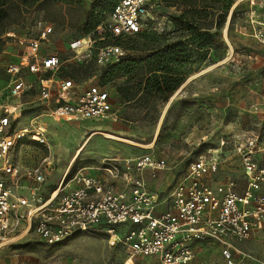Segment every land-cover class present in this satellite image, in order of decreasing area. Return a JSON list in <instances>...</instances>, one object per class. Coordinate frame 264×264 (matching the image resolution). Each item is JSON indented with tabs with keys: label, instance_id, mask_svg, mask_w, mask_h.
<instances>
[{
	"label": "built area",
	"instance_id": "built-area-1",
	"mask_svg": "<svg viewBox=\"0 0 264 264\" xmlns=\"http://www.w3.org/2000/svg\"><path fill=\"white\" fill-rule=\"evenodd\" d=\"M159 1L119 0L108 21L86 43L78 40L70 48L89 59L98 46L95 61L100 70L119 63L125 52L114 41L159 24ZM258 24L252 36L264 49V21ZM52 33L51 27H44L36 37L21 41L25 52L9 68L10 80L0 88V237L33 232L46 245L55 246L79 235H103L112 247L121 245L128 251L130 263L142 258L191 264L211 246L219 250L225 264H237L236 255L241 262L254 261L237 245L264 228V124L243 131L239 123L233 132L221 134L218 147L201 153L164 200L149 190L142 177L146 170L155 178L169 168L165 160L151 154L103 161L104 178L82 171L72 175L70 165L52 191L44 189L42 168L24 169L10 161L27 140L49 146L43 119L113 117L112 96L105 87L76 84L64 76L59 56L43 50ZM222 124L227 127L225 121ZM231 147L240 177L218 180ZM163 204L168 209L161 211Z\"/></svg>",
	"mask_w": 264,
	"mask_h": 264
},
{
	"label": "rangeland",
	"instance_id": "rangeland-1",
	"mask_svg": "<svg viewBox=\"0 0 264 264\" xmlns=\"http://www.w3.org/2000/svg\"><path fill=\"white\" fill-rule=\"evenodd\" d=\"M172 1L170 5L164 2L161 7L159 24L152 25V30L139 36L121 40L120 46L126 56H139L145 46L162 43L163 39L178 42L179 33L169 35L177 27L176 20L187 9L202 12V21L213 24L211 35L214 48L209 54L198 52L189 64L183 66V70L190 71V74L177 91L182 92L174 103L170 101L177 92L167 104L155 101L145 106L144 100L125 104L116 92L125 79L119 80L105 87L113 95V117L97 121L47 119L42 128L46 129L43 132L49 146L27 140L12 153L10 161L24 169L40 167L48 180L51 176L52 180H56L69 168L84 136H87L85 133L96 130L99 132L96 133L97 137L72 165V175L93 164L96 166L104 159L151 154L169 165L168 170L160 173L157 179H150L151 182L162 180L160 189L153 190L166 197L201 153L209 148H217L221 134L233 132L231 123L239 120L243 131L257 130L255 126L250 127L249 117L254 116L257 121L264 117V49L252 33L254 28L257 30L260 27L259 16L264 14V0H190L193 4H187L185 0ZM115 2L41 0L34 6L25 7L19 0H8L9 19L0 28V41L4 44L0 54V88L10 80L9 68L25 52L21 41L36 37L41 29L48 26L53 33L42 44L43 50L58 55L66 73L79 71L77 79H72L76 84H101L102 73L95 61L98 46L89 59L84 58L86 54L78 57L70 47L78 40L87 42L83 31L93 7L99 8L96 15L106 20ZM229 6L231 9L227 11L226 24L216 29L215 22L220 21ZM234 12L236 16L231 22ZM199 38L196 35L188 40L196 47ZM128 48H135L136 53L132 54ZM254 106L259 110L256 113L252 110L253 116L249 115ZM221 121H225L227 126L231 125L230 128L221 127ZM105 134L123 140L110 141L105 139ZM152 143L154 145L150 147ZM106 149L110 152L107 153ZM90 152L97 156L88 159ZM226 155L223 157L225 170L218 180L240 177L239 163L232 147ZM85 172L89 173L90 170ZM237 248L254 259L241 262V257L236 255L237 264H264V228H260L248 241L237 245ZM206 249L200 251L191 264H225L216 247ZM129 257L123 246L112 247L109 239L103 235H79L55 246L46 245L33 232L24 237H0V264H128ZM130 264L160 263L156 259L135 258Z\"/></svg>",
	"mask_w": 264,
	"mask_h": 264
},
{
	"label": "trees",
	"instance_id": "trees-1",
	"mask_svg": "<svg viewBox=\"0 0 264 264\" xmlns=\"http://www.w3.org/2000/svg\"><path fill=\"white\" fill-rule=\"evenodd\" d=\"M22 5L34 6L41 0H19ZM116 2L110 7L108 17L106 20L100 19L99 8L93 7V12L89 18V21L84 27L83 37H88L93 34L96 29L106 23L116 5ZM192 2L190 0H185ZM164 2L172 4V0H160L158 3V17L162 18L161 7ZM8 0H0V28L4 26L5 21L9 19V10L7 7ZM194 2H192L193 4ZM231 6L227 7L225 15L220 21L215 22L214 27L221 29L227 21L228 10ZM183 15L176 20L177 27L175 31L170 32L169 35L179 33L180 40L178 42L171 41L169 39H163L162 43H154L150 46H145L144 49L139 52V56L129 55L116 64L109 65L106 68L101 69V86L115 83L119 80L125 79V82L116 88V92L121 100L125 104H132L138 101H143L145 106L155 101H161L163 104H167L173 95L182 87L185 83L187 75L190 71H184L183 66L189 64L191 58L197 55L198 52H205L209 54L214 48V39L211 35L213 24L205 23L202 21V12L194 9H187ZM102 12L105 10L102 9ZM98 14V13H97ZM236 12L231 17V22L234 20ZM197 17H199L197 19ZM156 24L151 23L149 27L143 30L141 33L134 35L139 36L143 32L152 30ZM203 32V33H201ZM199 35V45L189 43L188 38ZM133 37V36H130ZM129 37L119 38L114 42L118 45L120 41ZM4 50V44L0 41V54ZM132 54L136 53L135 48H128ZM79 71L73 72V74L66 73L64 70V76L66 78L77 79L76 75ZM184 109H186L184 107Z\"/></svg>",
	"mask_w": 264,
	"mask_h": 264
},
{
	"label": "crops",
	"instance_id": "crops-1",
	"mask_svg": "<svg viewBox=\"0 0 264 264\" xmlns=\"http://www.w3.org/2000/svg\"><path fill=\"white\" fill-rule=\"evenodd\" d=\"M259 17H260V22L262 23V22L264 21V14L260 15ZM259 17H258V18H259ZM181 92H182V91L177 92L176 96L173 97V98L171 99L170 103H174V101L177 99V95H179ZM111 96H112V100H113V95H111ZM112 103H113V101H112ZM170 103H169V105H170ZM255 113H256V112H255ZM252 114H254V113L250 110V111H249V115H252ZM252 116H253V115H252ZM249 118H250L249 120H250V122H251L250 127L255 126L256 128H258L261 124H264V117H262V118H261L260 120H258V121L255 119L254 116H253V117H249ZM47 119H48V118H47ZM47 119H43V120H42V126H43L44 121L47 120ZM77 121H79V120H77ZM85 121H90V120H85ZM222 122H223V121H221V127H223ZM236 122H237V123H236ZM239 123H240L239 120H237V121H235L233 124L231 123V125H233V126H234V129H236V128H238ZM231 125H230V126H231ZM230 126L228 125L227 127H226V126H225V127H226V128H230ZM240 126H241V124H240ZM241 129H242V128H241ZM43 130L46 131V129H43ZM96 133H99V132L96 131V130H92V131H90L89 133H85L87 136H84V138H83V139H84L83 142L80 144L79 148L77 149V151H76V153H75V155H74V157H73V160H72V162H71V164H70L71 166L77 162L78 158H80V156H81V154L84 152V150H85L86 148H88V146L90 145L91 141H92L94 138L97 137V134H96ZM94 134H96V135H94ZM105 139H106V138H105ZM107 140H109V139H107ZM110 141H112V140H110ZM121 141H122V140H121ZM125 141H127V140H125ZM153 145H154V143H152V144L150 145V147L153 146ZM106 150H107V149H106ZM109 152H110V151L107 150V153H109ZM145 155H146V154H145ZM94 156H97V155H96L95 153H93V152H90V153L88 154V157H89L88 159H91V158L94 157ZM106 156H107V155H106ZM127 158H135V157H125V158L115 157V158L110 159V160H118V161H122V160L127 159ZM105 160L108 161V159H104L103 161H105ZM103 161L100 162V163H98L96 166H95V164H93L90 168H85V169L79 170V171H77V172H75V173H78V172L82 171L84 174L89 175V176H93V177H97V178H104V173L100 171V167H101V164L103 163ZM69 167H70V166H69ZM94 167H97V168H94ZM85 170H86V171L90 170V172L87 173V172H85ZM167 170H168V169H167ZM66 171H67V170H66ZM66 171H65V172H66ZM165 171H166V170L157 173V175H156L155 178L152 177V174H151V171H150V170H146V171L142 174V177H143L144 180L146 181L147 186H148V188H149L150 191H152V192H154V193H157V192H155V190H153V189H160V187L162 186V180H160V181H155V182H151L150 179H153V180L157 179L158 176H159V174L162 173V172H165ZM65 172H64V173L62 172L56 180H52V176H51V179H50V180H48V178H46V183H45L44 189L47 190V191H52V190H54V189L57 187V185L59 184V182H60L61 178L63 177V175L65 174ZM185 174H186V172H185ZM185 174H184V175H185ZM49 175H50V174H49ZM134 175L137 176L136 174H134ZM184 175H183V176H184ZM183 176H182V177H183ZM182 177H180V178L178 179V181H179ZM178 181H176V183H177ZM24 183H26L27 185L30 184L29 182H24ZM176 183H175V184H176ZM175 184L171 187V190H172V188L175 186ZM117 185H118L120 188H124V186H123L122 183H120V182H117ZM151 186H152V187H151ZM126 191H129V189H126ZM170 192H171V191H170ZM157 194H159V193H157ZM167 196H168V195H167ZM167 196H166V197H167ZM166 197H161V198H163V200H164ZM166 209H168V205H167V204H163V205L160 207V210H161V211H164V210H166Z\"/></svg>",
	"mask_w": 264,
	"mask_h": 264
},
{
	"label": "bare ground",
	"instance_id": "bare-ground-1",
	"mask_svg": "<svg viewBox=\"0 0 264 264\" xmlns=\"http://www.w3.org/2000/svg\"><path fill=\"white\" fill-rule=\"evenodd\" d=\"M86 41H87V39H86ZM94 135H96V134H94ZM105 138H106V139H109V140H112V141L123 140V139L118 138V137H116V136H114V135H111V134H105Z\"/></svg>",
	"mask_w": 264,
	"mask_h": 264
}]
</instances>
